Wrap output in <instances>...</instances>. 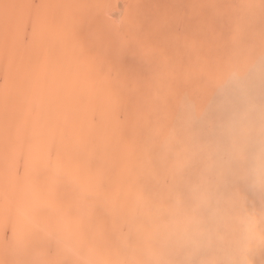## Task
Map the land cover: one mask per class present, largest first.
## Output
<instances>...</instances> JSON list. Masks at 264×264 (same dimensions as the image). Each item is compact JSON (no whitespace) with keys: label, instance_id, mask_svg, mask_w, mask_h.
<instances>
[{"label":"rangeland","instance_id":"1","mask_svg":"<svg viewBox=\"0 0 264 264\" xmlns=\"http://www.w3.org/2000/svg\"><path fill=\"white\" fill-rule=\"evenodd\" d=\"M258 156L264 0H0V264H244Z\"/></svg>","mask_w":264,"mask_h":264},{"label":"bare ground","instance_id":"2","mask_svg":"<svg viewBox=\"0 0 264 264\" xmlns=\"http://www.w3.org/2000/svg\"><path fill=\"white\" fill-rule=\"evenodd\" d=\"M127 4H128V1L126 2V1H118L117 2V4H115L113 7L111 6V8H109V10H108V14H109V16L111 17V18H113V20L114 21H120V20H122V18H123V15H124V12H125V10H126V7H127ZM258 179V178H257ZM262 179H263V177H262ZM254 181H256L255 179H253ZM260 181V180H259ZM263 181V183H264V180H262ZM259 185V184H258ZM257 185V186H258ZM263 185V184H262ZM255 187V186H254ZM259 187V186H258ZM252 188V187H251ZM256 188V187H255ZM263 188V187H262ZM260 190H262V189H260ZM263 191H264V189H263ZM252 192H253V189H252ZM258 192V191H257ZM262 193V192H261ZM254 195V194H253ZM254 196H258V195H254ZM263 197V196H262ZM261 204V203H260ZM262 205H264L263 203H262ZM254 208V207H253ZM263 208V207H262ZM252 209V208H251ZM260 209V208H259ZM241 211V210H240ZM239 212V211H238ZM261 214L259 215V217H261V219L262 220H264V208L263 209H261ZM256 213V212H255ZM240 214H241V212H240ZM246 215L247 214H244V216L246 217ZM236 216V215H235ZM234 217V216H233ZM235 219V218H234ZM236 220V219H235ZM240 220H242V219H240ZM243 222V221H242ZM232 223H233V221H232ZM234 225H235V222L233 223ZM258 225H260V224H258ZM250 225H248V229H249V231H248V233L246 234V236H245V238H244V241H242V243L244 244L243 246H244V252L242 253L240 250H238V251H240L241 252V256H242V263H244V264H246V261L247 260H250L251 261V264H264V233H259V232H254V233H252V229H251V227H249ZM39 227H41L40 226V224H39ZM239 227H241V226H239ZM258 228V230H259V226L257 227ZM230 229V228H229ZM241 229H244L243 228V226L241 227ZM256 228L254 227V230H255ZM263 229V228H262ZM237 229H235V231H236ZM257 230V229H256ZM235 231H233V232H235ZM240 231V234H239V236H241V235H243L242 233H241V230H239ZM239 231H236V234H238L239 233ZM243 231V230H242ZM223 233V232H222ZM224 234H225V232H224ZM228 235V234H227ZM232 234H230V236H231ZM225 236H226V234H225ZM237 236V239H239V237H238V235H236ZM228 237H229V235H228ZM227 237V238H228ZM235 237V236H234ZM229 239V238H228ZM235 239H236V237H235ZM236 239V240H237ZM230 240V239H229ZM239 241V240H238ZM241 241L239 242V244L241 243ZM234 245V244H233ZM237 245V244H236ZM242 245V244H241ZM241 245L239 246V248L241 247ZM234 248H237V247H235V246H233ZM233 248V249H234ZM243 248V247H242ZM241 248V249H242ZM238 249V248H237ZM236 249V250H237ZM227 252V251H226ZM232 253V252H231ZM237 253H239V252H237ZM232 261V260H231ZM217 264V263H216ZM220 264V263H219ZM241 264V263H240Z\"/></svg>","mask_w":264,"mask_h":264},{"label":"clouds","instance_id":"3","mask_svg":"<svg viewBox=\"0 0 264 264\" xmlns=\"http://www.w3.org/2000/svg\"><path fill=\"white\" fill-rule=\"evenodd\" d=\"M261 164H264V158H262L261 156H258L257 157V165H261ZM246 264H251V261L247 260Z\"/></svg>","mask_w":264,"mask_h":264},{"label":"crops","instance_id":"4","mask_svg":"<svg viewBox=\"0 0 264 264\" xmlns=\"http://www.w3.org/2000/svg\"><path fill=\"white\" fill-rule=\"evenodd\" d=\"M26 212H27V210H26ZM27 214L29 215L28 212H27ZM30 215L33 216V217H35V218H37V219H35V218L34 219L39 222V216H36L35 214H31V212H30Z\"/></svg>","mask_w":264,"mask_h":264}]
</instances>
